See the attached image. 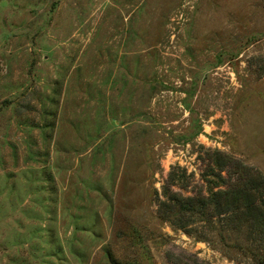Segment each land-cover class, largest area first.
<instances>
[{
  "label": "rangeland",
  "instance_id": "1",
  "mask_svg": "<svg viewBox=\"0 0 264 264\" xmlns=\"http://www.w3.org/2000/svg\"><path fill=\"white\" fill-rule=\"evenodd\" d=\"M238 163L264 176V0H0V264H256L161 216Z\"/></svg>",
  "mask_w": 264,
  "mask_h": 264
},
{
  "label": "trees",
  "instance_id": "2",
  "mask_svg": "<svg viewBox=\"0 0 264 264\" xmlns=\"http://www.w3.org/2000/svg\"><path fill=\"white\" fill-rule=\"evenodd\" d=\"M226 160L221 165L216 163L222 171L227 166ZM236 167L239 177L227 185L220 174L221 181L216 183L219 189L211 190L207 196L201 194L185 198L166 191V200L160 205L162 220L185 228L195 221L211 225L210 221L218 219L219 226L212 228L224 241L228 231L234 227L247 228L250 243L257 244V247L249 249V253L256 264H264V176L241 163Z\"/></svg>",
  "mask_w": 264,
  "mask_h": 264
}]
</instances>
